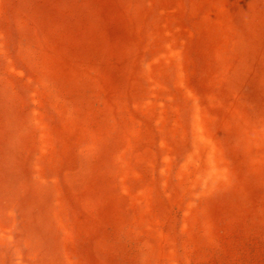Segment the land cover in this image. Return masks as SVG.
<instances>
[{"label":"rangeland","instance_id":"rangeland-1","mask_svg":"<svg viewBox=\"0 0 264 264\" xmlns=\"http://www.w3.org/2000/svg\"><path fill=\"white\" fill-rule=\"evenodd\" d=\"M0 264H264V0H0Z\"/></svg>","mask_w":264,"mask_h":264}]
</instances>
